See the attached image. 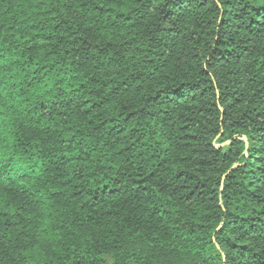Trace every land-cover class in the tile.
Segmentation results:
<instances>
[{"label":"trees","instance_id":"1","mask_svg":"<svg viewBox=\"0 0 264 264\" xmlns=\"http://www.w3.org/2000/svg\"><path fill=\"white\" fill-rule=\"evenodd\" d=\"M0 264H264V0H0Z\"/></svg>","mask_w":264,"mask_h":264},{"label":"rangeland","instance_id":"2","mask_svg":"<svg viewBox=\"0 0 264 264\" xmlns=\"http://www.w3.org/2000/svg\"><path fill=\"white\" fill-rule=\"evenodd\" d=\"M226 143L223 144V146L225 145Z\"/></svg>","mask_w":264,"mask_h":264}]
</instances>
